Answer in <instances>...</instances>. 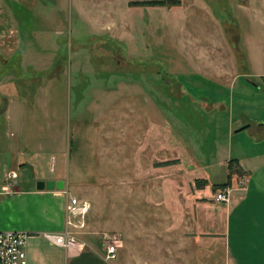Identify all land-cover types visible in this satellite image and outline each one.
<instances>
[{
  "label": "rangeland",
  "instance_id": "1",
  "mask_svg": "<svg viewBox=\"0 0 264 264\" xmlns=\"http://www.w3.org/2000/svg\"><path fill=\"white\" fill-rule=\"evenodd\" d=\"M155 1L10 0L13 14L0 23L10 116L2 141L19 138L32 185L62 177L81 207L69 227L79 240L101 249L121 240L111 264H221L206 240L193 243L199 262H176V246L192 247L189 220L177 226V196L189 172L204 188V173L203 194L215 202L229 155L261 173L264 0ZM176 147L177 180L161 163L174 162ZM13 157L11 148L0 154V181L16 170Z\"/></svg>",
  "mask_w": 264,
  "mask_h": 264
},
{
  "label": "crops",
  "instance_id": "2",
  "mask_svg": "<svg viewBox=\"0 0 264 264\" xmlns=\"http://www.w3.org/2000/svg\"><path fill=\"white\" fill-rule=\"evenodd\" d=\"M9 1L0 0V23L13 14L9 7ZM12 1L30 5L35 3L34 0ZM0 35L2 34L0 33ZM0 103V154L2 156L4 151L11 148L14 155L13 162L16 164L17 170H8L6 177L0 181L1 185L8 184L10 189L8 193L0 194V230L27 233L26 264H111L113 259L106 260L104 257L105 248L101 249L99 246L83 241L85 243L84 250L74 252L57 246L42 236L43 232H57L65 227L66 194L63 189L62 177L55 175L51 178L42 179L53 181L54 184L51 188L39 189L32 185L33 180L29 178L31 175L25 174L28 163L23 158L17 159L22 155L18 149L19 138L13 140L10 146L8 142L3 143L2 141V128L10 118L8 113L9 100H3ZM20 104L22 105L21 102ZM254 127L256 137L263 142L264 126ZM144 137L146 139L150 136L145 134ZM258 150L255 153L257 154L256 157L259 158L256 166L262 167L259 169L261 173L254 171V169H244V158L241 155H229L230 157L226 158L227 161H233V169L229 171L227 166V177L222 183L228 182L227 185H234L236 179L241 176L247 179L244 189H234L230 192L227 203L210 201L203 194L209 190V185L204 183V188H195L191 180L198 177H193L190 172L186 175L191 176V179L187 189H181L182 196L179 194L177 196L178 211L176 218L177 226L182 225L184 229H186V219L189 220L187 222L189 224L188 236L183 235V241H192V247L186 251V246H176L177 252H181V259L176 258V262H199L197 258L200 256L202 247L197 246L194 249L193 243L196 241L202 245V240H206L205 252H208L209 258L214 262L219 253L221 264H264V149ZM148 152L146 151V153ZM170 154L176 155L173 158L174 162H172V166L175 167L172 169L177 172L174 176L177 180L176 177H181L184 174L181 172V166L184 163L183 158L180 149L177 147L176 150H171ZM168 160L170 159H164V161ZM10 172H15L16 176L6 180ZM201 175L200 178L207 179L211 184V180L206 174L202 173ZM32 176L37 179L35 175ZM229 179H232V182H229ZM67 191L71 195L70 191ZM165 198L166 200H164ZM162 202L168 203L169 197L162 198ZM166 212L162 209V218L165 214L168 216L169 212ZM162 224L168 226L167 222L162 221ZM115 245L118 252L122 245L121 240L117 239ZM167 249L170 250V247ZM183 252L187 253L188 258H183Z\"/></svg>",
  "mask_w": 264,
  "mask_h": 264
},
{
  "label": "built area",
  "instance_id": "3",
  "mask_svg": "<svg viewBox=\"0 0 264 264\" xmlns=\"http://www.w3.org/2000/svg\"><path fill=\"white\" fill-rule=\"evenodd\" d=\"M16 176L15 172H10L6 178L9 180ZM247 179L243 176L236 179L234 185H226L220 188L214 194V200L217 202L229 201L230 192L234 189H244ZM10 192L8 184L0 185V194ZM66 202L65 213L66 222L65 227L61 231L57 232H43L42 236L49 242L60 246L66 250H73L74 252H81L85 248V243L79 240L69 227L72 225L70 222V216L78 214L81 210L79 201L71 196L66 190ZM26 239L27 233L23 231L14 230H0V264H26ZM116 240H112L105 246V259L111 260L116 255Z\"/></svg>",
  "mask_w": 264,
  "mask_h": 264
},
{
  "label": "trees",
  "instance_id": "4",
  "mask_svg": "<svg viewBox=\"0 0 264 264\" xmlns=\"http://www.w3.org/2000/svg\"><path fill=\"white\" fill-rule=\"evenodd\" d=\"M143 3H146V4H149V5H155V4H160L161 5V2H159V1H155V0H146V2H143ZM1 101H3V100H0V102ZM0 109H1V103H0ZM163 165H167V164H171L172 162H170L169 160L168 161H163V162H161ZM228 176H229V174H228ZM199 182H200V180H196L195 181V183H196V187H198V188H201L202 187V185H200L199 184ZM206 182V180H204V183ZM227 183L228 182H226V183H221V184H212V189H214L216 186H217V188H222V187H224V186H226L227 185Z\"/></svg>",
  "mask_w": 264,
  "mask_h": 264
},
{
  "label": "water",
  "instance_id": "5",
  "mask_svg": "<svg viewBox=\"0 0 264 264\" xmlns=\"http://www.w3.org/2000/svg\"><path fill=\"white\" fill-rule=\"evenodd\" d=\"M264 125V124H262ZM246 126L248 125H244L242 127H240L239 129H237L236 131H239V130H242L244 128H246ZM54 182L53 181H40V182H37L36 184V187L39 188V189H42V188H51L53 186Z\"/></svg>",
  "mask_w": 264,
  "mask_h": 264
}]
</instances>
